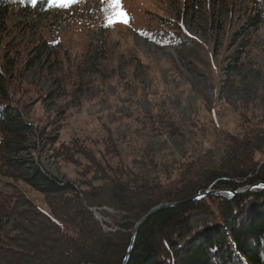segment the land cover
Listing matches in <instances>:
<instances>
[{
  "label": "rangeland",
  "instance_id": "rangeland-1",
  "mask_svg": "<svg viewBox=\"0 0 264 264\" xmlns=\"http://www.w3.org/2000/svg\"><path fill=\"white\" fill-rule=\"evenodd\" d=\"M251 2L121 0L129 22L112 25L107 23V0H79L66 8L53 4L39 14L16 11L0 33V51L11 42L8 47L19 50L18 56L23 52L17 98L34 126L43 129L55 122L60 144L78 140L100 159L106 148H116L129 163L196 160L208 150L218 157L225 134H240L244 121L264 123V27L238 41L233 37ZM158 16L171 24V38L153 33L151 18ZM42 39L59 53H47L30 68L29 47ZM242 41L245 46L230 73L227 64ZM60 84L65 96L47 100ZM50 156L42 153L38 159L35 153L52 176L78 180L82 167ZM18 186L48 210L41 193ZM94 213L106 229H113L105 226L110 220L100 211ZM193 227L198 234L215 223L197 211Z\"/></svg>",
  "mask_w": 264,
  "mask_h": 264
},
{
  "label": "trees",
  "instance_id": "trees-1",
  "mask_svg": "<svg viewBox=\"0 0 264 264\" xmlns=\"http://www.w3.org/2000/svg\"><path fill=\"white\" fill-rule=\"evenodd\" d=\"M251 5L234 40L264 27V0H252ZM51 6V0H0V33L12 13L39 14ZM151 20L155 35L171 38L167 20ZM245 43L240 42L241 48L231 56L228 72L235 71ZM8 45L13 44L6 42L0 51V264H123L136 223L153 207L209 189L236 191L264 182V123L255 121L242 122L238 135L225 134L218 157L208 150L196 160L165 164L153 159L129 163L112 147L100 159L78 140L60 144L55 122L43 129L34 126L17 98L23 52L18 56L19 50ZM55 48L49 40H39L29 47L27 66L36 67ZM63 86L50 91L47 100L65 96ZM61 114L55 118L60 120ZM35 153L38 159L46 153L82 167L78 180L64 182L52 176ZM20 183L41 193L48 210L27 197ZM94 211L108 218L105 226L113 229H106ZM197 211L215 227L195 233ZM126 264H264V188L232 197L210 194L160 210L140 227Z\"/></svg>",
  "mask_w": 264,
  "mask_h": 264
},
{
  "label": "water",
  "instance_id": "water-1",
  "mask_svg": "<svg viewBox=\"0 0 264 264\" xmlns=\"http://www.w3.org/2000/svg\"><path fill=\"white\" fill-rule=\"evenodd\" d=\"M255 188H264V182H258L255 185L250 186L249 188H242V189L236 190V191H233V190H230V189H223V190L209 189V190H207L205 192L199 193L198 195H195L193 197H190L188 199H185V200H182V201H179V202H163V203L153 207L136 223V225H135V227L133 229L132 243H131V245L129 247L128 253H127V255H126L125 259H124L123 264H126L128 262L133 242H134V240H135V238L137 236V233H138L140 227L144 224V222L149 217H151L155 213L159 212L160 210L165 209V208H169V207H174V206H176L178 204L189 202V201H197V200H200V199H202V198H204V197H206L207 195H210V194L211 195L220 194V195H223V196L232 197L234 195L245 193L246 191L253 190Z\"/></svg>",
  "mask_w": 264,
  "mask_h": 264
},
{
  "label": "snow or ice",
  "instance_id": "snow-or-ice-1",
  "mask_svg": "<svg viewBox=\"0 0 264 264\" xmlns=\"http://www.w3.org/2000/svg\"><path fill=\"white\" fill-rule=\"evenodd\" d=\"M35 2L36 0H32V3ZM51 2L58 7L66 8L70 7L74 3H78L79 0H51ZM107 4L109 9L107 23L109 25L117 22L125 24L129 22L128 14L122 7L121 0H107Z\"/></svg>",
  "mask_w": 264,
  "mask_h": 264
}]
</instances>
